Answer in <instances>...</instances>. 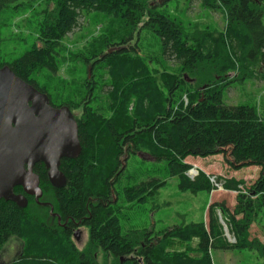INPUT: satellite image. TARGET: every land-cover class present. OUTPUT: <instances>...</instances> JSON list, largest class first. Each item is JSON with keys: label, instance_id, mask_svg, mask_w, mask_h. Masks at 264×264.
<instances>
[{"label": "trees", "instance_id": "16d2710c", "mask_svg": "<svg viewBox=\"0 0 264 264\" xmlns=\"http://www.w3.org/2000/svg\"><path fill=\"white\" fill-rule=\"evenodd\" d=\"M169 1L0 0V15L10 10L11 17L31 4H44L38 14L41 21L33 27L40 45L32 44L10 62L0 60V67L8 66L52 103L80 111V154L60 163L66 186L53 188L43 167L34 169L43 194L40 201H47L49 207L28 199V206L21 209L0 200V255L13 238L21 245L18 258L9 264H101L94 257L100 252L112 254L113 264H120L116 260L123 255L133 258L122 264H212V249L229 248L254 250L264 256V246L249 239L251 224L264 212V114L255 107L225 105L223 100L224 90L240 78L264 81V0H200L203 8L223 13L226 26L222 33L185 31L179 21L158 12ZM87 16L95 25L106 21L107 34L90 38L83 48L71 52L62 40L77 27L79 18ZM6 26L4 22L0 28ZM142 30L159 39L164 62L177 66L174 73L149 70L139 54ZM58 59L66 66L76 63L91 70L101 65L108 79H102L100 88L87 78L83 83L57 79L53 82L57 87L45 81L47 85L40 87L32 76L44 70L56 80ZM230 74L235 77L231 79ZM103 87L109 91L104 107L99 108L92 101L94 91L101 95ZM141 153L164 161L169 175L178 179L179 189L192 194L209 193L211 186L202 172L192 181L186 177L191 168L188 158L221 155L232 170L255 166L260 172L246 194L237 195L233 211L224 204L208 206V229L202 223H190L156 235L148 230L122 232L123 207L117 201L143 204L165 185L148 180L116 191L125 165L120 158ZM241 184L225 179L223 188L236 191ZM111 196L113 209L103 206ZM50 210L61 220L84 219L81 226L89 230L83 250ZM216 211L230 228L234 245L227 246L222 240ZM192 238L198 240L196 250L187 246ZM175 243H186L185 251L169 252Z\"/></svg>", "mask_w": 264, "mask_h": 264}, {"label": "rangeland", "instance_id": "374dc122", "mask_svg": "<svg viewBox=\"0 0 264 264\" xmlns=\"http://www.w3.org/2000/svg\"><path fill=\"white\" fill-rule=\"evenodd\" d=\"M43 8V3H34L31 4L27 10L16 16L11 17L10 10H6L0 15V25L4 22L7 24L5 28H0L1 61L10 62L15 60L27 51L32 44H37L38 41L35 42L36 33L33 27L41 21V17L38 16V14ZM157 10L179 21L187 32L191 29H196L200 32L207 31L209 33H222L225 31L226 22L223 13L220 10L209 11L203 8L200 0H170L163 8H158ZM33 16H35V18H32ZM90 19H92L91 16L79 18L77 27L62 40L63 45L71 50V52L77 47L83 48L85 42L90 38H96L99 35L107 34L103 26L106 21L102 24L95 25ZM26 20H28L27 24L25 23ZM99 20L100 19H98V21ZM262 23L264 26V17ZM139 39V54L145 57L149 70H156L158 73H174V71L177 70V66H175L172 61L168 63L164 62V58L161 56L160 52V42L155 35L146 30H142ZM114 42L118 41L115 40ZM37 45H40L39 42ZM59 54L60 57H63L65 53L61 52ZM58 62L56 80L52 79L44 70L32 76L40 87L46 86L47 83H49L50 86L53 85V87H57L54 85L55 83H53L56 82L57 79L70 80L73 78L77 83H83L87 78L92 80L97 88H100L102 79L104 81L108 79L101 65L95 70L90 69V73H88L89 67L86 68L82 65H76V63L66 66L60 59H58ZM74 71V75L70 74ZM91 75H93V77ZM229 77L232 79L235 77V74H230ZM45 81L47 82L46 84ZM49 89L50 88L47 90ZM107 91H109V87H103L101 91L103 94L97 95V91L95 90L94 97L96 99L92 101V104L99 108L104 107V98ZM223 100L225 105L255 107L259 113L264 114V81H262L260 77L252 80L240 78L231 83L224 90ZM75 112L80 115V111ZM124 157L125 156H122L120 158L121 164L124 162L125 165L119 184L115 187L116 191H118V187H131L148 180L162 181L165 185L159 188L155 195L146 198L143 204L125 205L122 204L120 200L117 201V204L123 207V212L120 216L122 232L130 230H148L153 231L156 235L166 228L190 223H202L205 228L208 229V205L213 203L224 204L225 208L233 211L236 205L237 195L240 193L246 194L260 172V169L255 166L232 170L226 165V159L221 155L204 159L198 158L197 161L202 162L203 166L211 170L210 172L208 170L202 171L203 173L205 172L208 175L218 176V179L220 180L221 178L223 181H225V179H234L236 181H241L242 184L237 187L236 191L224 190L214 193H211V191L209 193L202 191L192 194L188 191H181L179 189L178 179L169 175L164 161H156L147 153L128 156L127 160H125ZM187 161L188 160H186V162ZM189 161L192 162L194 159L190 158ZM194 167L201 171L196 165H194ZM239 217L240 216H237L236 219ZM216 218L222 230V240H224L227 246L234 245L235 238L230 228L225 224L220 211H216ZM152 238L154 237L151 236V239ZM249 239H255L264 246L263 211L251 224ZM197 243L198 240L192 238L187 246H189L191 250H196L198 246ZM77 245L78 247H76L79 249L81 244ZM187 246L186 243H182V246L175 243L168 251L171 253L183 252ZM20 247V242L17 239H11L1 252L0 264H9L16 260L20 253ZM210 257L212 264H264V256H259L258 252L248 249H212L210 251Z\"/></svg>", "mask_w": 264, "mask_h": 264}, {"label": "water", "instance_id": "95a60500", "mask_svg": "<svg viewBox=\"0 0 264 264\" xmlns=\"http://www.w3.org/2000/svg\"><path fill=\"white\" fill-rule=\"evenodd\" d=\"M90 73V69L88 70ZM81 151L78 127L65 106L53 108L48 96L16 77L8 66L0 68V200L24 209L27 196H41L36 164L47 170L49 184L62 189L65 177L60 161L74 160Z\"/></svg>", "mask_w": 264, "mask_h": 264}, {"label": "flooded vegetation", "instance_id": "af4514ba", "mask_svg": "<svg viewBox=\"0 0 264 264\" xmlns=\"http://www.w3.org/2000/svg\"><path fill=\"white\" fill-rule=\"evenodd\" d=\"M50 105L53 108L63 107L62 105H57L55 103H52L51 101H50ZM69 116L76 123V125L78 127V121L80 119V115L78 113H76L75 110L74 111H70L69 110ZM64 160H68V159H63V160L60 161V163L62 161H64ZM36 165H41L43 167V169L45 170L46 175H47V170L45 169V167H44L43 164H36ZM36 165L33 168V172H34V169H35ZM59 171L65 177V175L63 173V170H60V166H59ZM66 183L67 182H66V177H65V185H64V187L66 186ZM16 188H20V187H15L13 189V192H14L15 195H23L24 197L27 196L26 194L23 193L22 188H21V192L16 191ZM26 199H27V206H28V199H31V200H34L37 203V205H39L41 207H44V206L49 207V205H47L48 204L47 201H40V199L41 200L43 199V194H41V196L38 198L39 200L38 199H35L34 197H31V196L26 197ZM97 202L98 201L96 200V204H97ZM105 202L106 203L103 206H109V207H111V209H113V207H114L113 205L115 204V200L113 199L112 196L109 197V199H106ZM51 211L52 210H50L49 212L52 215V217H55V219H57L59 216H54L55 214L51 213ZM82 220H84V219L74 220L73 221V220H70L69 217L64 218V220H61V218L59 220L57 219V223H58L59 226H61L62 228H64V229H66V230H68V231L71 232V238H72L73 243L77 247H78L77 244H81V246L79 247L80 250H83V248L85 247V245L87 243V240H88V230H89L86 227L81 226L82 223H83ZM94 257L101 264H113L114 261H115L114 257L110 253L109 254H102L100 252V254L99 253L95 254ZM130 258H133V257H131V255H123L122 257H118V260H116V261H118L120 264H122V263H126ZM141 264H144V263H141Z\"/></svg>", "mask_w": 264, "mask_h": 264}, {"label": "built area", "instance_id": "2783aa9c", "mask_svg": "<svg viewBox=\"0 0 264 264\" xmlns=\"http://www.w3.org/2000/svg\"><path fill=\"white\" fill-rule=\"evenodd\" d=\"M196 174L197 173L195 171L191 170V171H189L188 176L191 179H193L196 176ZM208 179H209V182L213 188V191H221L222 190V184L217 182V179L214 176L209 177Z\"/></svg>", "mask_w": 264, "mask_h": 264}, {"label": "crops", "instance_id": "0c3cea01", "mask_svg": "<svg viewBox=\"0 0 264 264\" xmlns=\"http://www.w3.org/2000/svg\"><path fill=\"white\" fill-rule=\"evenodd\" d=\"M189 159L190 158H188L187 160V164H190V165H196L197 167H199L200 169H201V171H205V170H208L209 172L211 171V170H209L210 168H207V167H205V166H203V164H202V162H199V161H197V159L198 158H193L194 159V161H189ZM205 173V172H204ZM209 206V205H208Z\"/></svg>", "mask_w": 264, "mask_h": 264}]
</instances>
